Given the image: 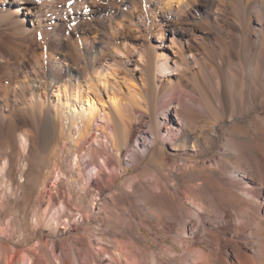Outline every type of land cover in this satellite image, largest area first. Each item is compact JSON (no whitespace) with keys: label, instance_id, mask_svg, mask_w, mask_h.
Masks as SVG:
<instances>
[{"label":"bare ground","instance_id":"6f19581e","mask_svg":"<svg viewBox=\"0 0 264 264\" xmlns=\"http://www.w3.org/2000/svg\"><path fill=\"white\" fill-rule=\"evenodd\" d=\"M187 1L177 0L179 5L176 7L174 0H0V134H4L8 151V157L0 156V187L7 176L16 173L14 163L19 162L28 146H34L36 142L43 145L54 138L60 141L71 132L78 133L74 141L80 144L95 125L106 137L103 144L109 152L103 164L107 169L127 174L130 160L124 158L123 163L124 153L135 164L145 161L161 167L171 165L176 173L181 171L182 177H189L195 191L202 192L191 199L205 212L196 213L202 221L212 219L205 203L216 201V193L211 190L215 186L226 189L230 193L229 200L243 203L240 214L244 216H250L256 208L264 209V115L234 125L237 126L235 142L239 144L232 145L229 155L220 150L218 157H213L207 164L202 161L205 167H201L199 160H179L166 153L170 146L207 152L211 142L214 144L220 136L214 125L208 130L202 128L201 133L189 126L191 117L197 116V112L193 109L192 99L187 97V85L182 81L184 75L190 73L191 66L199 64L205 47L193 32L195 24L185 19L184 25V19L179 16ZM148 2H158L163 7L164 23L162 25L158 19L159 31L153 24L145 25L141 19H136V12L149 8ZM204 3L207 22L215 26L223 21L229 26V32L239 31L245 35L251 55L264 65V0H204ZM226 9L231 16L222 14ZM140 23L145 25L146 34L153 35L159 43L151 42L143 49L135 45L137 36L130 34V27ZM165 25L173 33L172 44L181 45L182 54L175 51L172 54L168 47L161 45ZM133 54L139 56L140 64L137 59L133 62ZM128 63L140 66L143 84L138 91H148V103L143 105L139 97L128 102L126 97L113 99L112 107L108 112L104 109L100 119L96 99L109 87L101 86L98 81L115 74L117 67ZM83 77L89 79L87 89L82 84ZM176 78L177 82H174ZM56 85L63 87L62 91L60 89L63 95L59 92L58 100L50 101L47 92L41 91L54 92ZM132 87L135 88V84ZM62 96L65 104L61 102ZM222 107L225 111L228 103L222 102ZM64 108L70 113L65 114ZM141 114H146V118ZM221 143L226 150L228 143ZM258 186H261V194ZM1 190L0 212L7 209L5 198L9 196L6 189ZM47 191L54 207L51 216L45 215L25 224L18 223L15 218L0 219V264H129L124 243L115 240L108 244L102 230L89 219L90 213L79 211L88 231L76 232L73 236L68 225L70 219H63L66 209L71 210L70 201L58 192L52 193L51 188ZM94 210L95 204L90 212L94 213ZM217 212V224L225 225L233 232L232 264H264L263 249L249 254L238 243L240 238L247 245L257 237L260 248H264V229L255 231L256 235L247 233L251 229H247L250 223L263 220L241 219L239 224L230 218L231 211L226 208L221 207ZM80 223L81 220L76 223L75 230ZM117 228L127 231V228ZM201 229L206 231L204 226ZM89 231L94 233L93 240H86L91 238ZM30 239L35 242L25 247ZM137 247L141 256L133 264H151L147 260L150 253L155 264L159 261L162 264V260L150 251V246ZM200 255L207 259L210 256L204 252Z\"/></svg>","mask_w":264,"mask_h":264},{"label":"rangeland","instance_id":"374dc122","mask_svg":"<svg viewBox=\"0 0 264 264\" xmlns=\"http://www.w3.org/2000/svg\"><path fill=\"white\" fill-rule=\"evenodd\" d=\"M104 2L106 3V1ZM147 5L148 9L135 13L136 19H141L145 25L146 23L153 24L154 29L159 31L157 21L159 19L162 25L164 23L163 7H160L158 2H148ZM178 5L177 0H174L173 6L177 7ZM204 11V0H188L186 7H183L179 14L180 18L184 19V25L186 24L185 19H189L191 24H195L196 28L193 32L205 47L202 49L199 64L191 66L190 73L184 75L185 80L182 81V84L187 85L189 92L187 97L192 99L193 109L197 112V116L191 117L189 126L200 132L202 128L208 130L214 125L221 137L219 136V140L214 144L211 142L209 150L203 153L192 150L190 147H186L187 151L182 147L173 149L170 146L166 149L170 158L179 160L188 158L192 162L199 160L200 164L202 161L207 164L213 157H218L220 150L229 155L232 152V145L239 144L235 142L234 134L237 126L234 125L243 124L242 120L244 119H258L259 116L264 115V94H262L264 65L251 55L249 42L245 35L239 31H234V33L232 30L230 33L229 26L223 21L220 22L221 25L215 26L207 22ZM228 11L226 9L222 14L226 17L231 16ZM124 21L128 24L127 20ZM144 24L131 25V32L129 31L130 34L133 33L134 36H137L138 41L135 45H139L142 49L151 42L159 43L153 35L146 34ZM164 30L163 44L161 45L168 47L172 54L173 51L182 54L181 45L171 42L173 33L170 28L165 25ZM132 59L133 62L137 59L140 64L138 55L133 54ZM200 60L202 61L200 62ZM135 64L128 63L117 67L115 74L104 79L106 82L96 79L101 86L108 85L109 87L107 92L103 91L100 98L96 99L100 108V119L105 111L112 107L113 99L118 100L122 97L125 99L126 97L125 101L128 102L133 101V97H139L138 99L143 105L148 103V91L144 90L141 93L138 91L142 88L143 83L140 79V66L137 67ZM95 78L97 77L94 74L93 79L95 80ZM88 80L84 77L81 80L86 89L89 87ZM174 82H177V78ZM132 84H135V88L132 87ZM55 87L54 92L43 89L41 92L44 94L47 92L48 97H51L50 101H57L58 93L60 89L62 91L63 87L57 85ZM23 89L26 92L28 90L26 85L23 86ZM60 95H63L62 92ZM63 99L62 96L61 102L65 104L66 100ZM224 101L228 103L227 111L222 109ZM63 111L65 114L70 113L68 108H64ZM141 115L146 118V114ZM141 115L139 118L142 117ZM66 123H69V120H66ZM115 124L117 126V123ZM133 125L135 126L136 123L134 122ZM71 134L73 132L61 137L60 141L54 138L49 141L50 143H44V146L39 142H36V145L34 143V146H28L19 162L14 163L17 167L16 173L7 176L4 179V185L0 187L2 190L6 189V194L9 195L5 198L7 209L0 212V219L15 218L18 223L25 224L32 219L45 215L51 216L54 207L47 196V189L51 188L52 193L58 192L70 201L71 210L66 209L63 219H70L68 225L73 236L76 232H84L88 228L79 211L90 213L89 219L93 225L102 230L108 244L114 243L115 240L124 243L129 264L139 260L141 250L137 246L142 245L150 246V251L156 254L159 260H162V264H232L234 259L230 254V249L233 245L231 240L233 232L231 229H226L225 225L217 224V211L221 207L231 211L230 218L234 222L241 223V219L263 220V224L262 222L250 223L247 228L248 230L251 228L249 231L247 230L248 234L256 235V232L264 229L263 208H256L250 216L246 214L244 216V214H240L241 207L244 206L243 203L238 200H229L230 193L223 187L217 186L211 187V190L213 189L212 191L216 193V203L211 200L205 203L212 219L202 221L201 217L196 216V213L205 212H202L191 201L193 196L201 195L202 192L195 191L192 181H189L187 176L182 177L181 171L176 173L171 165L161 167L153 163L147 164L145 161L135 164L131 157L125 153L123 154V163L126 161L124 158H129L130 171L125 174L120 170H109L103 164V159H107L109 151L103 144L106 137L101 130H98L94 125L91 133L80 144L74 141L78 133ZM5 141L4 134H0V156L6 158L8 151L7 141ZM204 141L209 140L204 138ZM221 142L228 143L226 150L222 147ZM233 160L237 161L235 157ZM201 167H205V165L202 163ZM104 172L108 176H102ZM9 186L12 188L9 189ZM260 187H257L258 193L261 191ZM93 204H95L94 213L90 212ZM80 220L81 223L75 230L76 223ZM117 225L120 228H127V231L118 230ZM191 226L194 227L193 230ZM203 226L206 231L201 229ZM89 234L88 237L91 238H86V240H93L94 233L89 231ZM254 239L244 245L245 240L239 238L238 243L249 254L260 252L261 249L264 251L263 247L260 248L259 238L254 237ZM33 242L35 241L30 239L25 247ZM109 248L111 251V247ZM200 251L208 253L210 255L208 259L201 257ZM147 260L149 263L155 264L151 253L147 255ZM160 263L161 261L157 264Z\"/></svg>","mask_w":264,"mask_h":264}]
</instances>
